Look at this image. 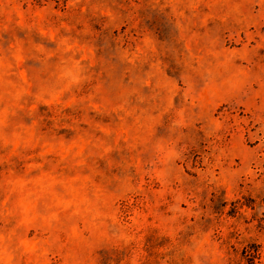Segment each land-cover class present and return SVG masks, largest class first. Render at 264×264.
I'll use <instances>...</instances> for the list:
<instances>
[{"label": "rangeland", "instance_id": "obj_1", "mask_svg": "<svg viewBox=\"0 0 264 264\" xmlns=\"http://www.w3.org/2000/svg\"><path fill=\"white\" fill-rule=\"evenodd\" d=\"M0 264H264V0H0Z\"/></svg>", "mask_w": 264, "mask_h": 264}]
</instances>
